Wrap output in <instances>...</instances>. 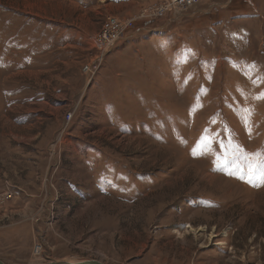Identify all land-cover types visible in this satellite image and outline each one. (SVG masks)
<instances>
[{"label":"rangeland","instance_id":"1","mask_svg":"<svg viewBox=\"0 0 264 264\" xmlns=\"http://www.w3.org/2000/svg\"><path fill=\"white\" fill-rule=\"evenodd\" d=\"M163 3L0 0L8 264H264V0Z\"/></svg>","mask_w":264,"mask_h":264},{"label":"built area","instance_id":"2","mask_svg":"<svg viewBox=\"0 0 264 264\" xmlns=\"http://www.w3.org/2000/svg\"><path fill=\"white\" fill-rule=\"evenodd\" d=\"M204 0H164V3L158 9L155 17L149 15L150 19H158L167 17L170 13H174L176 11L185 10L189 7L194 6L197 3H200ZM169 17V16H168ZM167 17V18H168ZM132 27V22L128 20H121L117 16L109 14L105 17L103 22V27L99 35L100 41L105 43L106 49H112L114 43L123 37V35L130 30ZM101 42V43H102ZM93 70V66L88 65L86 66L85 71L87 73H91ZM13 194L11 192L5 193V198L10 199L12 198ZM36 254L41 253V251L36 249Z\"/></svg>","mask_w":264,"mask_h":264},{"label":"water","instance_id":"3","mask_svg":"<svg viewBox=\"0 0 264 264\" xmlns=\"http://www.w3.org/2000/svg\"><path fill=\"white\" fill-rule=\"evenodd\" d=\"M76 260V261H73ZM0 264H8L3 259L0 258ZM42 264H106L105 262L92 258L85 259H49V261Z\"/></svg>","mask_w":264,"mask_h":264},{"label":"crops","instance_id":"4","mask_svg":"<svg viewBox=\"0 0 264 264\" xmlns=\"http://www.w3.org/2000/svg\"><path fill=\"white\" fill-rule=\"evenodd\" d=\"M208 1V0H207ZM211 1V0H210ZM211 4V3H210ZM215 6L210 5L209 8H196L193 7V10H189L188 8L185 10H181V11H176L174 12V14L176 16H190V17H194L195 15L199 14V13H209V11L213 10ZM172 13L169 15V17L166 19L167 22L170 21V19L172 18ZM166 22V24H167Z\"/></svg>","mask_w":264,"mask_h":264},{"label":"bare ground","instance_id":"5","mask_svg":"<svg viewBox=\"0 0 264 264\" xmlns=\"http://www.w3.org/2000/svg\"><path fill=\"white\" fill-rule=\"evenodd\" d=\"M68 260V259H67ZM73 261H76V260H73Z\"/></svg>","mask_w":264,"mask_h":264}]
</instances>
